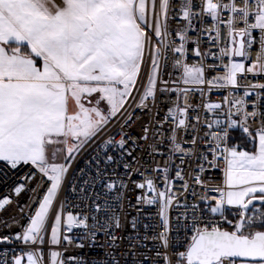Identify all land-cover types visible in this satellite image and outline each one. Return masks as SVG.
<instances>
[{"label":"snow or ice","instance_id":"6c2138e0","mask_svg":"<svg viewBox=\"0 0 264 264\" xmlns=\"http://www.w3.org/2000/svg\"><path fill=\"white\" fill-rule=\"evenodd\" d=\"M249 75L264 0H0V264H264Z\"/></svg>","mask_w":264,"mask_h":264},{"label":"built area","instance_id":"2783aa9c","mask_svg":"<svg viewBox=\"0 0 264 264\" xmlns=\"http://www.w3.org/2000/svg\"><path fill=\"white\" fill-rule=\"evenodd\" d=\"M177 25L176 24H173V27H176ZM212 26V23H211V20H208L204 27L206 28H211ZM257 49H258V44L255 46ZM213 50L215 51V48H213ZM189 55H191V53H189ZM179 58V57H177ZM239 59V58H237ZM252 59H255V51L252 52ZM189 63H193L194 61L193 60H189L188 61ZM225 63H227V60L224 61ZM222 74V73H221ZM255 82H260V83H264V79H260V78H254L252 77L251 75L248 76L247 79H241V84H248V83H255ZM223 94H227V91L225 90ZM208 99L211 101V102H220L221 99H222V94L221 92H218L216 90H213L212 93L210 94V96L208 97ZM195 102L196 103H202L201 101V98L199 96H197L195 98ZM196 113H192V115H195ZM161 116L164 115V112L163 110L161 111L160 113ZM200 115L202 116V118L207 115L204 111L203 108L200 109ZM170 123V122H169ZM253 128H255V125H253ZM156 162L158 164H163L164 163V160L157 157V160ZM217 176H219V173H216ZM177 187L179 185H176ZM142 190H136L135 192H131L129 193V196H131L132 198V203L135 204V196L136 195H139L141 193ZM4 194V189L2 186H0V196H2ZM210 195H217L216 193H210ZM19 200V203L20 204H24L26 203V196L22 195L21 197L17 198L15 196H13V201L14 203L10 206H8L7 210L6 211H3V212H0V219H7L9 216L13 215L16 213V205H15V201L16 200ZM75 212V210H73ZM129 211H133L134 212V209H129ZM151 212H155V208H152L150 209ZM12 232H17L19 231V228H12L11 229ZM76 231V230H74ZM159 231V229H158ZM4 234H8V231L4 228L3 224H0V235H4ZM17 249H20L22 246L21 245H16ZM178 250H182V249H178ZM48 251H49V245H47V243L43 246V253H44V261H45V264H48ZM72 251H80L78 249H73ZM99 250L97 249H93V250H89L88 248H85L83 250L84 253H86L88 255L89 258L93 257V256H96L97 253H98Z\"/></svg>","mask_w":264,"mask_h":264},{"label":"rangeland","instance_id":"374dc122","mask_svg":"<svg viewBox=\"0 0 264 264\" xmlns=\"http://www.w3.org/2000/svg\"><path fill=\"white\" fill-rule=\"evenodd\" d=\"M24 264H27V260H26V257H24Z\"/></svg>","mask_w":264,"mask_h":264},{"label":"water","instance_id":"95a60500","mask_svg":"<svg viewBox=\"0 0 264 264\" xmlns=\"http://www.w3.org/2000/svg\"><path fill=\"white\" fill-rule=\"evenodd\" d=\"M23 261H24V259H23V257H22V264H23Z\"/></svg>","mask_w":264,"mask_h":264}]
</instances>
